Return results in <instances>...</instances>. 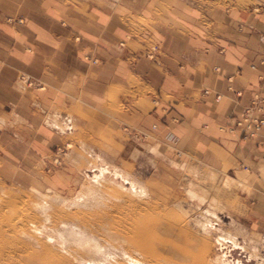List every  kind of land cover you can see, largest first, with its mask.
Here are the masks:
<instances>
[{"label": "crops", "instance_id": "1", "mask_svg": "<svg viewBox=\"0 0 264 264\" xmlns=\"http://www.w3.org/2000/svg\"><path fill=\"white\" fill-rule=\"evenodd\" d=\"M11 1L0 9L4 150L41 157L82 128L113 139L119 156L132 143L197 156L254 190L253 216L264 219V129L249 140L230 130L264 97V0L184 1L172 23L153 25L106 0ZM12 16L24 24L4 21ZM242 194L235 204L250 203Z\"/></svg>", "mask_w": 264, "mask_h": 264}, {"label": "rangeland", "instance_id": "2", "mask_svg": "<svg viewBox=\"0 0 264 264\" xmlns=\"http://www.w3.org/2000/svg\"><path fill=\"white\" fill-rule=\"evenodd\" d=\"M106 1H109L111 5H120L125 8L127 19L139 25H153L156 21L172 23L170 15L176 11L177 7L181 8L184 1L206 4L210 7L215 5L220 7L221 4L226 8L227 5V0ZM6 3L12 4V1L0 0L2 4L0 9L4 8ZM19 20L23 18L18 16L4 18V21L10 25L24 24ZM155 53L156 47L151 44L147 58L154 60ZM25 78L26 76L22 75L19 79L24 81ZM25 82L27 86L33 85L31 78H27ZM78 130H80L78 134L65 137L61 145L54 146L47 155L41 157L26 156L23 153L16 156L13 152L4 150L0 143V225L5 226L11 220L20 219L27 207L33 209L35 203L44 199L55 207L53 209L55 216L61 218L52 219L48 224L42 214L36 211L37 219L34 222L39 227L46 224L52 230H60L61 225L69 222L70 225L86 230V234L93 237L90 236V245L96 244L103 249L106 247L114 255L118 253L117 256L115 255V260L111 259L107 264H118L116 263L118 259L126 264L127 262L120 256L123 251H129L141 261L145 260V264H151V261L155 264H220L216 256L220 255L221 251L218 249L216 239L222 232L234 233L239 242L246 247L247 251L243 253L231 252L232 259L244 261L245 264H264V219L260 213L256 217L253 216L257 208L252 197L254 190L232 185V180L228 176H221L213 166L204 165L197 156H168L151 146H144V149L134 147L132 142V144L128 142L131 147H128L130 150L127 155L119 156V148L113 139V141L104 140L103 135L87 138L82 128ZM6 152L10 153V156H5ZM96 154H100L107 163L121 168L124 173H129L132 179L144 185L147 194L137 195L126 190L129 186H125L123 190L111 183L105 187L96 186L98 198L95 203L68 208L67 203L86 193L90 182L89 175L92 174L90 167L100 164L96 161ZM242 192L250 196V203L235 204L240 201L239 195H243ZM215 214L219 216L222 223L213 217ZM141 217L152 218L156 222H164L168 219L166 222L169 221L175 225L178 223L189 233L181 237L166 232L163 227H160L161 231L155 230L156 241L161 245L165 241L167 245L161 247L166 249L163 250L164 256L151 260L139 248L125 242L124 239L125 233L132 237V232L140 228L138 219ZM258 217L260 219H254ZM206 219L219 223L220 230L212 229L209 233L204 232L198 222H205ZM24 223L28 224L25 221ZM21 224L19 223L20 227L23 225ZM116 233L120 235H115ZM41 239L45 240V237ZM183 242H189L190 246L196 247L204 243L207 248L205 250L201 248L198 251L192 246L195 250L190 247L183 251L189 260L186 258L182 259L183 261L173 260V250L183 246L185 244ZM172 243H175V246ZM169 244H172V248ZM168 248L172 252V257L165 254L169 251ZM192 256L194 259L191 258ZM25 263L29 264L26 260ZM41 263L44 264V261L38 262V264Z\"/></svg>", "mask_w": 264, "mask_h": 264}, {"label": "bare ground", "instance_id": "3", "mask_svg": "<svg viewBox=\"0 0 264 264\" xmlns=\"http://www.w3.org/2000/svg\"><path fill=\"white\" fill-rule=\"evenodd\" d=\"M94 156L95 155H93V157ZM96 161L100 162V164L94 165V166L91 165L90 167V172H92V174L89 175L90 185L88 184L87 191L85 190L86 193L85 194L80 193L81 195L77 196L73 201L67 203L66 206L68 208L87 206L91 203H95L98 198L97 196L98 190L96 186L105 187V185L111 184V183L118 185L123 190H125V186H129V188H126V190L127 191L129 190L130 192L137 194V195L146 193L144 185L132 179L129 173H128L129 175L124 173L121 168H118V166L116 167V165L107 163L100 156V154L99 155L96 154ZM27 208H26L25 214L23 213L20 219L13 218L14 220H11L8 223L9 226L0 225V264H14V262H18L20 264H26L25 260L28 261L29 264H38V262H41V261L42 262L44 261V264H74V263H77V264L78 263L79 264L80 263L81 264H107V263H110L108 262L109 260L111 259L115 260V255L118 253L114 255L113 253L108 251L106 247H104V245L103 247L105 249H103L102 246H99L96 244L90 245L89 242L92 236L90 234L89 235L86 234L87 232L86 230H83L82 228L76 225H70L69 222H66L63 225H61L60 230H54V229L52 230L48 228L46 224L43 225L42 227H39L34 222V220L36 221L37 219V215H36L37 212H39L40 215L42 214V216L45 218L44 219L45 222H47L48 224H50L52 219L56 220V219L61 218L60 216L58 217L55 216V213H53V209H55V207L50 205L46 200L41 199L40 202L35 203L33 205V209L31 208L27 209ZM209 213L211 214V212ZM213 217L217 221L222 223V220L219 218V216H216L215 214L213 215ZM68 219H71V218H68ZM26 220H29V221H26ZM138 220L140 222V228L132 232L133 234L132 237H129L130 235L128 233H125L124 239L126 240L125 242L132 244L133 246L139 248L141 252L145 254L148 258H150L151 260L158 258L160 256H164L163 250L165 248L163 249L161 247L167 245L165 244V241H164V244L162 243V245L156 241L157 237L155 238L156 236L155 230H160V227H163L166 230V232L176 234L181 237L186 236L189 233L186 228L182 227L181 225L179 226L177 222H176L177 223L176 225L175 223L173 224V223H170L169 221L166 222L168 219L164 222L157 221L158 223L154 219L146 218V217L145 218L141 217V219H138ZM24 221L28 222V224L25 225L26 223H24ZM21 222L22 224L23 223L24 224L22 225ZM19 223L22 225V227L19 226ZM198 225L206 233L211 232L212 229L217 230V231L220 230L219 223L211 221L210 219H206L205 222H198ZM57 227L55 228L57 229ZM115 235H120V234L116 233ZM176 235L174 237H176ZM44 237H45V240L41 239ZM174 237L172 239H174ZM216 242L219 247L218 249L221 251V253L219 252L220 255L216 256L218 263L220 264H245L244 261L232 259L231 252L241 251L243 253L247 251L244 244L239 242V239L237 238L236 235H234V233H229V232L223 233L222 232V234L217 237ZM192 246H194L195 249H198V251H200L201 248H203V250L207 248L204 245V243H202L201 246H197V247L195 245H192ZM192 246H190L188 242L179 248H175L173 250V257L171 256L172 252L169 248L167 249L169 251H167L165 254L168 256H171L173 260L176 259V261L177 260L183 261L182 259L185 260L187 256L183 254V251L187 248L190 249V247L193 248ZM57 247H59L60 249ZM170 248H172V246ZM111 249H113V247H111ZM196 255L198 256V254ZM120 256L122 257L123 260H125V262H127L126 264H145V260L141 261L140 259L134 257V255H132L129 251H125V252L123 251V253ZM191 258H193V256ZM187 260H189V257ZM118 261L116 263L124 264L120 262L119 259ZM257 263H259V261ZM151 264H155V263L151 261Z\"/></svg>", "mask_w": 264, "mask_h": 264}, {"label": "built area", "instance_id": "4", "mask_svg": "<svg viewBox=\"0 0 264 264\" xmlns=\"http://www.w3.org/2000/svg\"><path fill=\"white\" fill-rule=\"evenodd\" d=\"M96 63V61H94ZM205 95L209 94V91L204 92ZM264 129V97L259 95L255 96L250 106L246 108L244 115L241 119L237 120L232 128L231 132L236 130L242 131V139L249 140L250 138H256L259 133ZM223 131V130H222ZM264 149V141L262 142Z\"/></svg>", "mask_w": 264, "mask_h": 264}]
</instances>
